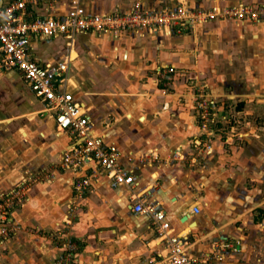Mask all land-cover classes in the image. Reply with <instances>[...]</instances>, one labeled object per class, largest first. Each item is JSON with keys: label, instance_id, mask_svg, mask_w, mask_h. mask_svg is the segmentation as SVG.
<instances>
[{"label": "crops", "instance_id": "0c3cea01", "mask_svg": "<svg viewBox=\"0 0 264 264\" xmlns=\"http://www.w3.org/2000/svg\"><path fill=\"white\" fill-rule=\"evenodd\" d=\"M69 1L35 9L61 16L68 13ZM184 1L196 11L264 4ZM82 2L95 15L129 12L138 3L152 10L178 5L174 0ZM192 28L184 34H124L116 41L82 34L71 46L56 38L33 47L45 63L71 57L75 98L93 131L119 151L120 164L139 178L137 193L165 212L175 234L190 240L193 254L211 252L217 242L228 240L239 242L237 251L217 264H264V136L244 133L240 147L227 146L229 141L220 137L208 140L196 120L191 85L196 79L211 89L219 118L261 112L257 103L264 94L256 83L237 79L226 68L252 61L264 65V25L214 20ZM167 67L176 73L167 75L169 86L162 87L158 73ZM225 100L236 108L225 107ZM69 146L68 136L57 131L23 78L16 72L0 74V195L29 183L12 215L16 232L0 245V264H55L64 236L85 241L77 264H163L164 247L149 228V217L133 213L134 199L126 187L112 188L101 176L81 197L76 195L75 175L60 169Z\"/></svg>", "mask_w": 264, "mask_h": 264}, {"label": "built area", "instance_id": "2783aa9c", "mask_svg": "<svg viewBox=\"0 0 264 264\" xmlns=\"http://www.w3.org/2000/svg\"><path fill=\"white\" fill-rule=\"evenodd\" d=\"M58 1L0 0V74L18 73L45 105L57 131L70 139L60 169L75 175L74 192L81 197L101 176L108 178L112 188L126 187L134 199L133 213L149 217V228L164 247L163 264H217L225 261L229 253L237 251L239 242L221 240L213 251L193 254L192 243L187 236L175 234L165 212L137 193L139 178L120 164L119 151L107 145L103 137L93 131L83 104L75 98L74 84L69 76L71 57L56 64L45 63L37 59L33 45L47 39L62 38L71 46L74 39L82 34L108 35L118 39L124 34L143 35L145 32L162 30L182 32L194 24L214 20L264 25V4L216 5L208 10L196 11L180 1H177L176 7L161 10H146L138 3L129 12L95 15L86 12L83 0H70V9L65 15L40 14L35 9L46 7L49 10ZM175 73L174 67H167L161 69L158 75L162 78L163 75ZM191 85L196 120L205 131L203 135L208 140L211 137L222 139L225 128L212 130V126L218 123L219 101L206 92L205 87L194 83ZM205 143V148L211 150V145ZM28 188L29 183L25 182L12 192L0 195V245L10 240L16 232L12 215L25 199ZM193 213L199 214L200 209L194 207ZM81 242L65 237L58 264H75Z\"/></svg>", "mask_w": 264, "mask_h": 264}, {"label": "rangeland", "instance_id": "374dc122", "mask_svg": "<svg viewBox=\"0 0 264 264\" xmlns=\"http://www.w3.org/2000/svg\"><path fill=\"white\" fill-rule=\"evenodd\" d=\"M179 1L186 5L184 0H179ZM145 9L146 10H152V9H148V8H145ZM192 29L193 28H189L186 31H182V32L175 31V32L178 34H184V33L189 32ZM149 34H153V33L145 32L143 35H139V34H135V35L139 36V37H145L146 35H149ZM98 36L102 37L104 35H98ZM109 37H113V36H109ZM113 39H115V38L113 37ZM115 41H116V39H115ZM242 64H243L242 66H238L235 68L234 67L226 68V69L232 71V72H229L231 75H232V73L235 72L234 76L236 74L238 77L237 79H240V78L242 79V77H245V78H243L244 81L246 79H250V81L253 80L256 83L254 85L255 86L254 88H257V90L260 93L264 94V65L253 63V61H252V64L250 66L245 65L244 62H242ZM226 73H227L226 75L231 76L228 72H226ZM163 76L165 77L166 75H163ZM164 77H162V78H161V76L159 77V79L162 80L160 82V84L162 85V87H165V86L168 87L169 82L165 80V79H167V76L165 77V79H164ZM194 80H195L194 84H198L200 86L205 87L207 89L206 92H211V89H208L206 86H204V82H202L201 80H196V79H194ZM227 88L228 89L231 88L230 85H228ZM221 103H224L225 107L231 106L234 109L236 108V104L230 102L229 100H225L223 102L221 101ZM257 106L262 108L261 112L260 111H255V113H253V111L250 113L247 112L246 115H243L241 117L239 115H236V114H229V116L227 115L225 118L224 117L219 118L217 116L216 120L218 123H215L212 126V130L217 129V128H225L224 134H222L221 140L224 142L229 141V143L226 144L227 146H230V145L234 146V147L242 146L243 141L246 140L244 137V133L250 134L251 137H254L256 135L259 138H263L262 136H264V97H262L261 101H258ZM195 114H196V111H195ZM228 122H230L231 124ZM223 124H225V125H223ZM233 126L234 127L236 126L234 130L231 129V127H233ZM250 136L248 135V136H246V138H249ZM211 138L215 139L214 137H211ZM254 138H256V137H254ZM65 237H67V236H64L58 242L60 244L62 253H63V243L65 241ZM84 245H85V241L82 240L77 254H79L80 251L83 250ZM60 256L56 259L55 264H58V260H59ZM77 257L78 256H76V261H77ZM75 264H77V262H75Z\"/></svg>", "mask_w": 264, "mask_h": 264}, {"label": "water", "instance_id": "95a60500", "mask_svg": "<svg viewBox=\"0 0 264 264\" xmlns=\"http://www.w3.org/2000/svg\"><path fill=\"white\" fill-rule=\"evenodd\" d=\"M174 1H179V0H174ZM186 220V218H184V221Z\"/></svg>", "mask_w": 264, "mask_h": 264}]
</instances>
